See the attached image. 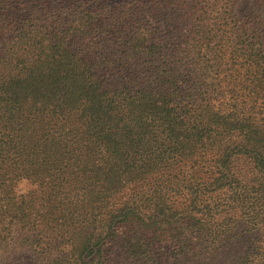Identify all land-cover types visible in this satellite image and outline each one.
Wrapping results in <instances>:
<instances>
[{
    "label": "trees",
    "instance_id": "1",
    "mask_svg": "<svg viewBox=\"0 0 264 264\" xmlns=\"http://www.w3.org/2000/svg\"><path fill=\"white\" fill-rule=\"evenodd\" d=\"M247 5L0 0V264H264Z\"/></svg>",
    "mask_w": 264,
    "mask_h": 264
},
{
    "label": "rangeland",
    "instance_id": "2",
    "mask_svg": "<svg viewBox=\"0 0 264 264\" xmlns=\"http://www.w3.org/2000/svg\"><path fill=\"white\" fill-rule=\"evenodd\" d=\"M118 0H112V2H115ZM246 4L245 12L251 11L250 5L248 6L247 3L249 0H244ZM18 187L22 190H25L29 187L28 183L26 182H20L18 184ZM5 255V254H4ZM8 264L12 262V264H39L41 262L40 256H33L30 252H28L26 249L14 247L11 251V254L8 255Z\"/></svg>",
    "mask_w": 264,
    "mask_h": 264
}]
</instances>
